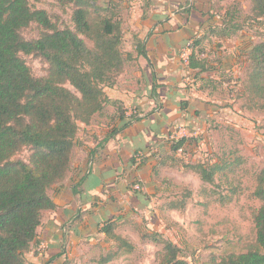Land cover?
<instances>
[{
  "label": "crops",
  "instance_id": "0c3cea01",
  "mask_svg": "<svg viewBox=\"0 0 264 264\" xmlns=\"http://www.w3.org/2000/svg\"><path fill=\"white\" fill-rule=\"evenodd\" d=\"M249 12L250 0H130L123 4L122 44L130 57L114 85L104 90L122 106L125 116L133 108L138 118L119 129L121 122L109 104V114L95 115L97 120L83 125L65 177L48 189L54 208L41 213L36 239L26 251L29 262L82 264L83 250L84 262L89 259L92 264L110 248L100 230L107 221L125 228L154 216L153 200L166 190L164 177L171 176L173 168L184 170L183 164L218 152L215 128L243 130L246 121L239 113L243 116L246 109L238 89L246 75L253 26L247 20L236 32L222 31L221 17L232 14L235 22ZM200 37L198 57L207 69L195 70L196 76L190 69L194 84L189 86L179 52ZM231 82H235L233 90L226 85ZM178 125L199 128L201 150L190 149L185 156L172 151L169 136ZM112 128L118 130L108 135ZM138 150L144 156L135 164ZM217 160L218 156L211 162ZM135 182L141 185L140 191H133ZM92 248L96 251L88 253Z\"/></svg>",
  "mask_w": 264,
  "mask_h": 264
},
{
  "label": "trees",
  "instance_id": "16d2710c",
  "mask_svg": "<svg viewBox=\"0 0 264 264\" xmlns=\"http://www.w3.org/2000/svg\"><path fill=\"white\" fill-rule=\"evenodd\" d=\"M60 1L75 6L73 29L56 28L47 12L32 8L29 0H0V264H35L26 262L23 254L36 239L42 211L54 208L48 189L69 169L79 123L89 124L109 104L115 107L119 129L138 118L136 113L125 116L122 106L110 100L104 90L114 85L130 57L121 47V11L130 0H117V14L108 6H98L95 0ZM263 17L264 0H250V12L240 21L233 22L232 14L221 17V30L232 28L236 32L245 21ZM31 23L46 31L27 40L20 31ZM81 35L89 38L92 46ZM200 40H194L189 56V68L195 76V70L207 69L198 57ZM21 53L42 56L48 63L47 74L33 76ZM247 61L238 90L246 108L264 112V40L249 46ZM117 130L112 128L108 135ZM196 143L197 139L183 138L171 142V148L175 152L184 146L188 151ZM24 148L30 150L28 158H16ZM238 161L219 158L185 166L197 169L204 181L211 182L215 172ZM252 196L260 202L252 216L254 243L244 252L213 259L211 264H264V167L255 175ZM116 228L113 221L100 228L117 246L115 251L109 248L101 254L96 264L110 263L122 249L125 253L133 250V243ZM162 244L155 264H188L177 245L168 239Z\"/></svg>",
  "mask_w": 264,
  "mask_h": 264
},
{
  "label": "rangeland",
  "instance_id": "374dc122",
  "mask_svg": "<svg viewBox=\"0 0 264 264\" xmlns=\"http://www.w3.org/2000/svg\"><path fill=\"white\" fill-rule=\"evenodd\" d=\"M95 1L98 6H108L113 12L118 13L114 9L117 0ZM29 2L32 8L44 9L56 28H74L72 12L75 6L72 3L60 0ZM250 24L253 26L252 43L263 41L264 17L258 21H250ZM45 31L37 24L31 23L20 31V35L31 40ZM81 37L92 46L89 38L83 35ZM121 47L123 50V44ZM20 56L29 66L33 76L42 77L47 74L48 63L42 56L23 53ZM241 97V105L246 109L243 116L240 115L246 121L243 130L229 126L215 128L219 131L217 135L219 151L216 153L212 151L210 158L205 156L193 163L211 162L216 156L231 160L236 158L240 161L236 165L215 172L211 182L204 181L197 169L187 167L185 164L184 170L173 168L171 176L164 177L166 190L153 200L156 210L154 216L149 219L143 218V221L131 223L125 228L121 224L117 225L116 231L133 243L134 248L127 253L124 249L120 250L108 264H155L156 256L162 250V240L167 239L178 246L181 257L188 264H211L213 259H220L230 253L244 252L254 243L252 216L260 202L252 196V192L255 187V175L264 167V112L249 110L246 108L245 98ZM107 107L104 114H109ZM79 124L78 133L84 125ZM198 140L199 137L197 142ZM198 144L196 151L203 147ZM211 146L213 148V143ZM230 151L232 153H229ZM29 154L30 150L24 148L15 157L26 160ZM111 240L106 239L110 242V250L115 251L117 245ZM92 251L96 249H89L88 253ZM81 252L80 259L83 258L81 263L91 264L89 259L84 262L85 254L83 250ZM23 257L26 262L31 260L27 252H24ZM96 260L92 264H96Z\"/></svg>",
  "mask_w": 264,
  "mask_h": 264
},
{
  "label": "built area",
  "instance_id": "2783aa9c",
  "mask_svg": "<svg viewBox=\"0 0 264 264\" xmlns=\"http://www.w3.org/2000/svg\"><path fill=\"white\" fill-rule=\"evenodd\" d=\"M192 44H193L192 41L188 42L186 46L180 49V52H179L180 63L183 66L184 82L189 86H193L194 84V78L191 76L190 68H189V56L192 50ZM226 85L228 88L233 90L235 82H231L230 84H226ZM134 112L135 111L133 110V108L129 109V114H133ZM239 115H242V113H239ZM199 133H200L199 128H197L194 125L193 126L178 125L172 129L169 139H170V142H177L178 140L183 139V138H190L194 140V139H198ZM198 143L199 142H197L196 145L191 146V147H193L194 149L198 148L197 147ZM189 150L186 151L184 149V146H180L175 150V153L181 156H185L188 154ZM143 156H144V152L142 150H138L134 155L135 164H140L142 162ZM132 189L133 191H140L141 186L139 182H135Z\"/></svg>",
  "mask_w": 264,
  "mask_h": 264
}]
</instances>
